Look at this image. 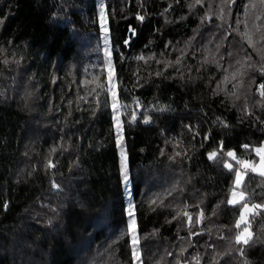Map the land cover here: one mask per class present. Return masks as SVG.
I'll use <instances>...</instances> for the list:
<instances>
[{
  "label": "trees",
  "instance_id": "trees-1",
  "mask_svg": "<svg viewBox=\"0 0 264 264\" xmlns=\"http://www.w3.org/2000/svg\"><path fill=\"white\" fill-rule=\"evenodd\" d=\"M104 1L125 105L120 143L106 95L97 107L80 87L106 63L96 50L105 38L98 0H0V264H135L130 206L143 264H196V256L213 264L229 250L219 264H264V211L250 217V246L235 244L240 210L226 203L234 174L223 167L230 150L259 161L242 145H264V98L256 90L264 75L257 72L236 102L217 87L215 63L202 59L205 46L221 40L225 68L238 38L232 22L247 0L232 6L231 28L207 13L216 0ZM206 15L212 19L202 23ZM178 58L180 65L166 63ZM221 141L222 155L210 160ZM245 190L249 204L264 203V178L250 173ZM201 209L206 218L191 229L201 234L191 235L179 214L195 221Z\"/></svg>",
  "mask_w": 264,
  "mask_h": 264
},
{
  "label": "snow or ice",
  "instance_id": "snow-or-ice-1",
  "mask_svg": "<svg viewBox=\"0 0 264 264\" xmlns=\"http://www.w3.org/2000/svg\"><path fill=\"white\" fill-rule=\"evenodd\" d=\"M235 3L236 0H220L219 12L217 15L218 19L221 21V27H223L224 25H228V27L231 28V25L229 24V17L231 15L230 9ZM195 4L202 5L203 0H194V5ZM244 16V20L238 21V23H243L247 29V31L240 33L241 38L247 42L249 47H251L254 51L257 52V54L260 55V63L259 65H257V63L252 62V56L250 54L244 56L241 59L236 60V64L239 65V67H237L234 72L230 73V75L224 76V82L231 83L232 81L238 80L239 82L233 85V87L237 90L245 86L242 77L246 76L248 73L259 72L261 75H264V48L257 47L258 43L264 44V0H249V3L245 6ZM249 17H251L253 21L251 25H249ZM137 18L140 21L144 20V16L139 14L137 15ZM99 19L101 29L105 33L104 42L106 47L104 49V52L106 57V63H104L102 67L98 68L95 74L90 73V79L87 76L82 79L80 87L88 89L89 94L92 96L97 107L101 104V94L106 95L107 98L103 101V103L104 106L110 107L111 111L114 113L113 119L115 120V128L117 131V142L120 143L122 140V136L120 135V133L122 132L120 109L122 107H125V105H122L119 100V82L116 74V68L112 61V51L107 47L109 43V28L107 27L108 12L104 6H101L100 8ZM211 19V15H206L201 22L203 23L205 20L210 21ZM256 21H261V23H256ZM2 23L3 21L0 20V24ZM131 31L133 35H135V30L131 29ZM232 31L239 32V28H232ZM228 34L231 35V32H229ZM124 43L128 44L129 40L126 39ZM0 51H3V49H0ZM229 55H231V53H229ZM138 59L144 60L145 63H147V60L143 55L139 56ZM148 59H154V56L149 57ZM4 63L7 64L8 61L5 60ZM16 63H19V61H16ZM166 63L169 66L175 67L176 65L181 64V59L178 58L174 63L171 61H168ZM217 66L222 67L218 64V62ZM85 71L87 72L88 70L86 69ZM156 75L160 76L162 75V73L157 72ZM53 83H55V77L53 78ZM73 83H75V81H73ZM217 87H219V85ZM257 91L259 93V96L261 98H264V83H260L258 85ZM229 95L232 96L235 100L241 99V96L238 94V91L230 92ZM78 98L87 102V96H79ZM93 114H95V110L93 111ZM248 114L251 115V113ZM132 119L135 120V116H133ZM144 122L148 123L149 121L145 120ZM189 127L191 128V126ZM205 139H207V137H205ZM242 147L246 151L254 152L255 155L259 157V161L256 162L252 160L239 159L237 152L235 150H230L227 151L226 155L227 157L231 158V160L235 161V165L232 163L225 162L223 163V167L228 169L230 172H233L234 174L233 186L230 189V195L226 203L232 207L239 208L240 210L239 216L234 225L235 228L239 229L240 231L236 233L234 237V243L247 247L250 246V244L254 241V233L251 230L250 217L260 215L261 212L264 211V203H248L250 193L245 190V183L250 173L264 178V145L253 147L251 145L245 144L242 145ZM222 153L223 142L221 141L220 150L208 153V158L210 160L216 161L220 158ZM121 155V167L124 175V182L127 184L129 182L128 166L126 162V156H124L123 154V150L121 152ZM177 155H180V153H177ZM236 165H238L239 167H236ZM48 167H55V165L51 161H49ZM56 187H59V185H56ZM156 204V199L150 201V205ZM216 207L218 208L219 205H217ZM127 215L128 217H130V219L128 221V229L126 234L130 235L132 258L135 264H143V254L139 247L141 238L138 233V225L135 219V212L131 206L128 209ZM179 215L187 217V224L189 226V231L191 235L201 234L199 232H191V229L195 227V224L203 223L204 219L206 218L203 209L198 212L195 221L193 220V216L187 211ZM212 215H216V212L213 211ZM221 239H223V237H221ZM244 247H241L238 250L241 256L244 255ZM184 251L185 249H181L180 254L183 255ZM230 253L231 250L226 251L224 253L217 252L215 257H213V264H219V258L224 255H230ZM171 254L172 253L170 252L168 253V255ZM193 259L195 260L196 264H200L201 258L199 256H196ZM176 264H181V261L177 260Z\"/></svg>",
  "mask_w": 264,
  "mask_h": 264
},
{
  "label": "rangeland",
  "instance_id": "rangeland-1",
  "mask_svg": "<svg viewBox=\"0 0 264 264\" xmlns=\"http://www.w3.org/2000/svg\"><path fill=\"white\" fill-rule=\"evenodd\" d=\"M246 2L247 3H245V5H244V12H245V6L249 3V0H247ZM98 6H99V16H100V8H101V6L105 7V1L104 0H98ZM219 6H220V0H216L213 4H211L209 6V8L207 9V13H214L215 17L218 18L217 14L219 12ZM232 6H234V5H232ZM234 7H231V9H230L231 15L229 17V22H232L231 18H232V14L234 11ZM244 19H245V16L243 14V16L241 18L236 17L232 22V28L238 27L239 32H235V33H237L238 38L234 39L232 44L229 46V50L231 53V59L228 62H226L225 68L217 66V62L220 66H221V63L223 62V60H222V58H223V52H222L223 44L221 43V40L216 39L214 42L215 44H210L208 46H205L204 51H203V55H202V59H203L204 63H215V65L218 67V69L221 73L220 79L218 80V84H217V85H219L218 88L227 92L228 94L230 92H233V91H238V94L240 96L243 95V88H240L239 90H237L236 88L233 87V85L238 83L239 81L237 80V81H232L231 83H226V82H224V76L230 75V73H232L236 70V68L238 67V65L236 64V60L244 57L242 55V52L245 50V45H247L248 46L247 48H249V50H250V53L247 50V55L250 54L252 56V62L257 63V65H259V63H260V55L257 54V52L254 51L251 47H249L247 42L241 38L240 33L247 31V29L243 23H238V21H242ZM248 19H249V25H251V23L253 22L252 18L249 17ZM99 21H100V19H99ZM256 23H261V21H256ZM104 41H105V38L102 36V40L97 44L96 50L98 52H102L105 56L104 49H105L106 45H105ZM107 47L111 50V46L109 43H108ZM257 47L258 48H264V44L258 43ZM256 73L257 72H250L246 76L242 77L245 86L248 84L251 85L252 88L255 86V84H256L255 82H256V78H257ZM231 98H233V97H231ZM233 100L236 102L238 101V100H235L234 98H233ZM230 163L235 164V161L231 160V158H230ZM237 167H239V166L237 165Z\"/></svg>",
  "mask_w": 264,
  "mask_h": 264
}]
</instances>
